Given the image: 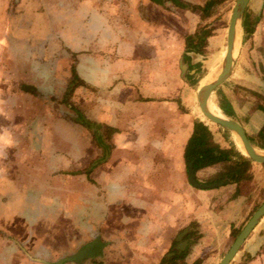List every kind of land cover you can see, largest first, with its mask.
<instances>
[{"label":"crops","instance_id":"crops-1","mask_svg":"<svg viewBox=\"0 0 264 264\" xmlns=\"http://www.w3.org/2000/svg\"><path fill=\"white\" fill-rule=\"evenodd\" d=\"M255 1L249 0L245 10L251 12ZM219 2L27 0L32 19L26 23L33 24L23 33L25 39L41 40L43 60L52 54L51 43L63 59L72 57L70 72L77 84L69 96L73 105L67 102V108L72 105L71 111L81 115L71 132L80 138L92 136L94 142L74 148L73 160L62 169L49 170L43 160L66 156L55 147L56 142L67 146L60 117L47 116L51 128L45 144L52 152L48 158L42 152L41 166L28 162L33 155L26 161L27 155L21 160L10 155L30 150L31 123L10 130L16 133L12 143L0 140V153H10L0 155V191L10 188L20 199L34 198L35 192L39 200H49L46 209L57 219L38 220L22 212L29 224L19 228L14 222L16 228L8 227L7 236H0V264H177L178 259L180 264H211L214 254L224 255L228 240L236 237L231 233L238 234L264 201V167L252 162L248 180L208 183L221 170L222 165L215 164L197 170L194 177L200 184L221 186L199 190L187 182L183 150L195 121L188 113L192 75L211 39L205 24L216 18ZM6 4L0 0V8ZM257 13L251 15L258 21ZM191 36L203 39L201 46H194L198 52L185 48V38ZM55 68L62 71L60 65ZM221 86L227 88L225 81ZM3 88L0 83V93ZM27 88L31 92L14 90L6 97L24 98L10 106L11 116L22 122L39 108L33 104L35 90ZM44 88L59 98L65 84L50 82ZM225 90L219 99L230 114L227 118L233 119L237 102ZM47 103L43 107L49 111ZM6 108L1 96L0 115ZM254 116L261 122L249 136L262 126L261 113L256 110ZM35 129L46 133L44 127ZM51 137H56L52 144ZM212 139L219 148H229ZM68 168L74 169V176L67 174ZM30 187L36 188L33 194ZM71 214L79 215L72 223L66 219ZM70 224L80 229L65 234ZM182 232L180 241L194 239L189 252L166 262ZM240 248L236 264H264V215Z\"/></svg>","mask_w":264,"mask_h":264},{"label":"rangeland","instance_id":"rangeland-1","mask_svg":"<svg viewBox=\"0 0 264 264\" xmlns=\"http://www.w3.org/2000/svg\"><path fill=\"white\" fill-rule=\"evenodd\" d=\"M1 1H6L7 3V7L2 6V8H0V83H2V85L5 87L0 93V97L2 96V100H6L7 103V108L4 110L5 115H0L1 144H10L16 138V133L13 131L12 133L10 132L13 127L14 129L17 127L22 128L21 123L27 126H29L31 123L30 126L35 127L32 128L34 131L31 130V132H29L28 137L30 140L29 143L31 151L16 152V155H14V153L10 154L7 152H2L0 155L10 154L11 156L13 155V158L15 157L16 160H21V158H24L25 155H27L24 161H26L27 157L33 155L31 159L28 160V162L30 164L33 162L36 165L41 166L40 163L42 152H45V156L47 158L52 152L49 151L50 149L47 146L48 144H45L47 141L48 129L51 128V125L47 120V116L52 113L55 117H60L62 120H64L65 123V125H63L65 126L63 129L65 130L67 146H65L64 142H56L55 147L58 148L59 146L62 148V150L65 151L66 156H61V158L58 159L56 155H51L49 157V162L47 160H43V163H45V166L49 167V170L51 168L53 170L57 168L62 169L68 161L73 160V155H75V153H73L74 148L79 147L78 145L80 144L85 145L86 143L90 144L91 142H94L92 136L87 135L80 138L71 132L73 131L71 127H73L75 122L74 120H76L77 117H80L81 115L79 111L76 113L71 111L73 107V100L72 97L69 98V96L73 86L75 85L73 84V73L70 72L72 66V57L67 54V56H65L63 59L62 55L58 54V46L55 45V48H52L51 43L52 54L49 55V60H43L41 57V40L38 38L37 40H34L33 38L31 40H26L25 35L23 34H27V26H32L33 24L32 22L30 24L26 23L27 20L32 19L27 9V0H12L11 6L9 0ZM219 1V10L214 11L216 18H213V20L205 24L211 39L209 43L206 42V48L201 54V64H198L195 75H192L194 79L191 83L192 87H190V90H192L190 91L192 103L188 108L189 116L195 120L202 121L203 123L204 121L201 120L198 115V107L196 102V90L199 87L198 82L215 65L217 58L219 56L223 57L222 53L224 52L225 47V33L228 19L236 0ZM250 8L252 10L251 12H258L257 15H259L258 21L256 18H254L257 23L253 26V33L244 40H241L240 34V39L233 53V66L229 76L225 80L227 88L221 86L222 88L220 87V90L217 88L216 93L213 91L210 96L214 103L217 104L219 97L225 96L222 89H227L225 90L226 94L228 93L229 97L235 98L237 102V113L231 120L238 123L248 135H250L251 131L257 128L261 122V120L257 119L254 114L256 111V105L262 104L264 99V0H256L253 5H250ZM251 12L250 9L245 10L243 17L247 18L251 15ZM10 24H13L15 27L12 28ZM44 26L46 27L47 25ZM28 44H31L32 46H27ZM29 47L33 48L30 49L28 53L26 49ZM58 65L61 66L62 71H59L57 68H55ZM64 65L65 69L62 68ZM50 82L55 86H57L59 82H63V84H65V101H68L69 104H72L70 105L71 109L67 108L62 102L64 92H62L59 98H55L54 94H49L52 92V89H46L47 87L44 88V85H48ZM7 85H12V88ZM27 87H31L35 90L33 93V104L35 107L39 108H37L38 110L33 113L32 118H30L28 121L25 120L22 122V119L19 118L18 120H15L13 116H11L13 115V112L10 109V106L16 103L17 105H20V100L22 101L24 98L20 97V95L14 96L12 98L6 97L8 93L14 90H18L22 93L24 90L31 92ZM232 87L234 90H229V88L233 89ZM59 101L65 107L59 105ZM47 102L50 103L49 111L46 108L48 107ZM25 103L28 104V102ZM28 111L31 113V110L28 109ZM62 112L66 113V117L62 115ZM42 116L43 119L41 120ZM11 118L13 120H11ZM49 121L51 124L55 122H52L51 119ZM42 127H44V130H46L45 134H42L40 131L35 129H42ZM209 130L212 134V137L219 143H224L227 147H229L231 143L234 145L232 135L224 129L214 125L211 126ZM31 135H33L32 138H35V140L30 138ZM106 137L107 136L104 135L103 139ZM55 138L56 137H51V144ZM23 139L24 138H21L19 141H23ZM36 139H38V141ZM100 142H102V139ZM2 148L3 147H0V150ZM36 152H40V154L35 155ZM7 166H9V164ZM68 171L69 172H67V174L74 176L73 168H68ZM31 190L35 191L36 188H29V191L32 193ZM37 198L38 197L35 195V192L34 198L26 197L20 199L19 195L15 194L10 188L2 189V191H0V236H7V228H16L15 224L19 228H24L27 224H29V221H26V219L21 215L22 212L29 213L31 216H35V219L38 220H57L48 212L49 210L46 209L47 205H49L47 204L49 200H39V198ZM15 213L18 215H15ZM76 215L77 214H71L66 219L72 223L73 219L75 220ZM75 225H78V223H74V226ZM73 229L78 230L80 228H73V224H70V229L66 230L65 234H67L68 231V233H72ZM233 239L234 238L228 240L225 248L229 247ZM240 250L241 248H239L229 264H236V261L240 255ZM188 252L189 251H186L185 254ZM214 257L215 258L212 260L211 264L218 263L222 257L221 252L217 255L214 254ZM179 260L180 259H178V262H176L177 264L181 263V260Z\"/></svg>","mask_w":264,"mask_h":264},{"label":"water","instance_id":"water-1","mask_svg":"<svg viewBox=\"0 0 264 264\" xmlns=\"http://www.w3.org/2000/svg\"><path fill=\"white\" fill-rule=\"evenodd\" d=\"M249 0H236L233 8L230 12L228 24L225 33V47L224 53L222 57L221 66L218 74L214 78L213 81L198 87L196 90V102L197 107L202 115V117L208 122L218 126L230 134H234L240 141L242 149L244 151V157L249 161L264 165V155H259L254 147L249 143L243 128L236 123L235 121L223 116V118H216L213 116L208 108L207 101L213 91L222 85V83L229 76L232 66H233V53H234V39L236 30L239 29L241 34V21L243 19V14L245 11V7ZM240 39V38H239ZM186 167V177L189 185L194 187L195 189L204 190V189H213L217 186H221V183L203 185L200 184L194 177L191 166L189 164L185 165ZM264 215V201L256 208V210L251 214L246 223L240 229L236 237L232 240L230 246L219 260L217 264H229V262L233 259L241 245L243 244L246 237ZM184 235V232L180 233L177 237V245L171 249L169 253L165 255V261L168 262L172 258H178L183 253H186L187 247L189 244L193 243L194 239H190L189 241H180V238ZM190 242V243H189Z\"/></svg>","mask_w":264,"mask_h":264},{"label":"trees","instance_id":"trees-1","mask_svg":"<svg viewBox=\"0 0 264 264\" xmlns=\"http://www.w3.org/2000/svg\"><path fill=\"white\" fill-rule=\"evenodd\" d=\"M254 18L255 17L250 15L249 17L242 19L240 25L241 40L246 39L253 32V26L256 24V20ZM195 39L196 42L193 45L192 42H194ZM201 42L197 36L186 37L185 48L193 49L194 52H198L196 47L199 46V43ZM73 81V84L76 85V79H73ZM216 89L214 90L215 93ZM65 95L66 92L63 94L62 102L66 107H68V101H65ZM221 100L223 99L217 100V108L225 117H230L229 112ZM256 110H258L262 115V126L255 136L246 135V137L253 147L264 151V99L262 104L256 105ZM83 125L88 129L87 124L84 123ZM183 162L185 165L189 164L191 166L193 174L197 170L210 167L215 164H221L222 166L220 172L215 174L214 179H210L208 183L223 182V184L237 183L241 180H248L250 178L249 170L252 163L247 158H245L232 143L227 149L219 148V146L213 142L208 128L198 120H195L192 123V131L183 150ZM262 166L264 167V165ZM231 234L233 237H235L237 231L232 232ZM192 264H199V260H195Z\"/></svg>","mask_w":264,"mask_h":264},{"label":"bare ground","instance_id":"bare-ground-1","mask_svg":"<svg viewBox=\"0 0 264 264\" xmlns=\"http://www.w3.org/2000/svg\"><path fill=\"white\" fill-rule=\"evenodd\" d=\"M239 38H240V31L239 29L236 30V33H235V39H234V48L236 47L238 41H239ZM224 53V52H223ZM223 53H222V56H223ZM221 62H222V57H218L217 60H216V63L215 65L210 69V71L205 75L203 76L199 82H198V86L201 87L211 81L214 80V78L216 77V75L218 74L219 72V69H220V66H221ZM207 108L209 110V112L215 116L216 118H223L221 112L219 111V109L217 108L216 104L214 103V101L212 100L211 97H209L208 101H207ZM198 115L200 117L201 120L204 121V124L210 129L211 126H214V124L208 122L207 120H205L202 115L200 114L199 110H198ZM232 140H233V143H234V146L235 148L242 154L244 155V151L242 149V146L240 144V141L239 139L232 133ZM254 149L256 150V152L259 154V155H264V151L262 150H259L257 148L254 147Z\"/></svg>","mask_w":264,"mask_h":264},{"label":"flooded vegetation","instance_id":"flooded-vegetation-1","mask_svg":"<svg viewBox=\"0 0 264 264\" xmlns=\"http://www.w3.org/2000/svg\"><path fill=\"white\" fill-rule=\"evenodd\" d=\"M161 1H164V0H161ZM246 135V134H245Z\"/></svg>","mask_w":264,"mask_h":264}]
</instances>
